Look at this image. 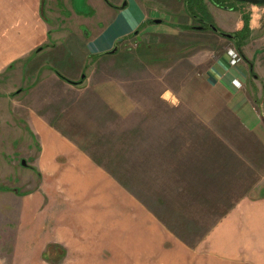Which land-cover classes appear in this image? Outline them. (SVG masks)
<instances>
[{"label": "crops", "instance_id": "0c3cea01", "mask_svg": "<svg viewBox=\"0 0 264 264\" xmlns=\"http://www.w3.org/2000/svg\"><path fill=\"white\" fill-rule=\"evenodd\" d=\"M214 1L190 16L185 0H0V139L23 130L34 142L35 184L0 191L16 203L20 264H251L239 253L264 252V5ZM205 22L233 39L194 28ZM128 42L139 48L128 72L147 85L100 76L102 55ZM164 46L193 55L162 66ZM119 123L127 146L110 139L109 165L92 146ZM113 172L142 180V198Z\"/></svg>", "mask_w": 264, "mask_h": 264}, {"label": "rangeland", "instance_id": "374dc122", "mask_svg": "<svg viewBox=\"0 0 264 264\" xmlns=\"http://www.w3.org/2000/svg\"><path fill=\"white\" fill-rule=\"evenodd\" d=\"M226 2H228V4L232 5V6H234V5H243V6L251 5V4L246 3V2H241L242 4H240L238 1H235V0H227ZM177 40L181 41V39H177ZM192 41L195 42L196 39L195 40L187 39V43H190ZM198 42H200V41L198 40ZM207 43L208 42L203 39L200 42V44L198 43L199 46L195 47V49L203 48V46H207ZM136 45L137 44H135V42H128L125 46L119 45L117 51L114 54H111L112 56L102 55L101 58H104V57L105 58L102 60V63H103L102 69L100 70V72L98 71L101 74L100 76L103 79L115 78L116 80L119 79V81H122V82H123V80L126 81L130 78L133 80L135 79L136 81H138V80L142 81L140 84H143V85L149 84L148 82H146L145 80L140 78L141 75L137 74V71H138L137 69L134 70L135 72H131L130 74L128 72V66H133L136 64V66L138 67V65H137L138 64V57L136 55L139 54V52H138L139 48H137ZM217 46L218 45H216V48H217ZM157 47H159V48H157ZM157 47L156 48L159 50H155L156 55L160 56L157 52H159L160 48L163 46H160V44H159V45H157ZM181 47H177L176 49H174V48H171V46L170 47L164 46V48L167 49V53L165 52L161 55H162V57H167L168 62H162V66L169 64V66L172 68L177 63L175 60L178 59V63L180 64L179 61H181V59H184V57L190 58L193 55V54H190L191 53L190 51L187 52V51H185L184 48H181ZM169 48H171L173 51L171 52V49H169ZM228 50L229 49L227 48L226 51H228ZM153 54H155V53H153ZM157 66H159V65H157ZM157 66H155V71H153V72L155 74H158V75L163 74L164 71L159 69ZM95 78H98V76H96ZM89 79H91V77ZM152 79H153V77H152ZM92 80L93 79H91V82H92ZM93 82H94V80H93ZM125 84H127V83H125ZM151 84H152V88H153V85L155 83L152 82ZM152 90H154V89H152ZM90 94H91V92L89 91L88 99L92 100L90 98ZM152 94L155 95V98L154 97L148 98V97L144 96L140 99L137 98V100H139L141 102L147 101L148 99L150 101H154V100L158 101L160 93L158 94L157 92L156 93L152 92ZM163 96H165V95L163 94ZM167 99H178V95L176 94V92H172V94H170V97L168 96ZM258 108L260 111V115L264 120V109L260 103L258 105ZM140 111L141 112L136 117H137V120H139L140 123H142L143 122L142 117H143L144 110L140 109ZM5 124H7L6 126H9V124L7 122ZM135 126H136V128L132 133H133V135L138 136L139 130L137 129V125H135ZM21 127L24 128L23 126H21ZM87 129L89 131L91 130L90 124L87 126ZM18 133L20 134V137L14 136V134H13L12 137H9L10 136L9 135L7 137V140H5V138L0 139V191L10 190V191H21L24 193L27 191V188L25 186V182H28L27 186H31V185L35 184V182H36L34 173L31 170H29V168L22 166V164L20 163L21 160H23L25 162V165H28V162L30 160L29 155H31L29 150H31L33 148L34 142L31 139L32 137L29 135L28 131H27V134L23 130H19ZM23 133H24V135H22ZM101 133L102 132H100V134ZM128 133H129V131H128L127 124H120V123L114 124L112 127H110L109 130L105 131L104 134H106V135H104L102 137V138H105V140H106L103 143L100 142V145L104 146L103 149L96 147L98 143L95 146H92L93 141L89 145L94 147L93 153H95V152L110 153L109 156L104 158V161H106L109 165H111V164L115 165V162L113 163V161H112V163H111V160H112L111 153L114 154L118 150H117V148L115 149L113 147L114 143L112 140H115V143L117 142V143H119V145H124L126 147L127 146V135H128ZM110 139H112V140H110ZM95 149L97 151H95ZM120 153L125 154V153H129V152L126 149V150H121ZM100 159H102V158H100ZM120 159L121 160H120V163L118 165L127 164V162L129 161V157H122ZM117 167L119 168L121 166H117ZM126 167H127V165H126ZM111 175H113L114 178L117 181H119L121 184H122V182H124V184H122V185L125 188L127 187L126 185L129 184L130 189L133 190L136 194H138L142 198V193H143V186L141 183L142 180H141V182H132L134 184L131 185V183H127V182H129L128 178H130V173L128 174L127 172H117V173L113 172ZM25 179H27V181H25ZM263 194H264V190H263ZM260 196H263V195H258V197H260ZM2 197L0 198V264H13V263L14 264H20L19 260H21V256H23L24 254L15 253L17 248H19V247L17 245L15 237H13L14 230H12V227H11V225H13L15 223V221H14L15 216L13 218L12 217L8 218V210L14 211V212L16 211V203L10 202L8 200V203H9V205H8V204H6L5 200ZM251 197H256V196H251ZM173 223H175V222H173ZM169 225H171V224L169 223ZM7 228H10L9 229L10 230V233H9L10 238H8V239L6 238ZM1 232H3V234H2L3 236L1 235ZM194 239H198V238H194ZM49 245H51V244H49ZM49 245H47L45 247V250L42 253V259L45 261L47 259L46 257L48 256V254H50V248H56L55 245H51V246H49ZM46 254H47V256H46ZM244 255L249 256L248 262H250L251 264H256L255 260L259 263L264 262V252L254 254L253 258L255 260L251 259V256L249 254L239 253L240 258L244 257ZM17 260L19 263L17 262ZM47 261H48V259H47ZM242 264H245V263H242Z\"/></svg>", "mask_w": 264, "mask_h": 264}, {"label": "trees", "instance_id": "16d2710c", "mask_svg": "<svg viewBox=\"0 0 264 264\" xmlns=\"http://www.w3.org/2000/svg\"><path fill=\"white\" fill-rule=\"evenodd\" d=\"M227 0H215L214 3L221 6V7H229L228 5V2H226ZM202 0H185V4H186V9H187V14H189L190 16H194L196 14L194 13H199V14H204V9H203V6L201 4ZM240 4H242L241 2H239ZM264 5V4H263ZM232 6V5H231ZM193 10V13L191 12V9ZM194 9L196 12H194ZM205 26H208L209 23H206L205 22ZM212 24V23H211ZM202 25V24H201ZM247 30V24H246V21H245V24L243 25V32ZM243 34V33H241ZM242 36V35H241ZM240 44H242V41L241 42H237L236 43V46L238 47L239 49V52L241 53V50H240ZM62 77V76H61ZM63 78V77H62ZM65 79V78H63ZM31 169L35 170L33 167H30ZM51 252V251H50ZM48 254V253H47ZM46 254V256H47ZM49 255V254H48ZM48 259V256L46 257Z\"/></svg>", "mask_w": 264, "mask_h": 264}, {"label": "water", "instance_id": "95a60500", "mask_svg": "<svg viewBox=\"0 0 264 264\" xmlns=\"http://www.w3.org/2000/svg\"><path fill=\"white\" fill-rule=\"evenodd\" d=\"M235 1H238V2H246V3H249V4H251V5H263V4H264V0H235ZM153 22H154V23H159V22H161V20L156 19V20H154ZM208 27H209V29H210L211 31H213L214 33H216L217 35H219V36H221V37H223V38H226V39H233V35H232V34H230V33H226V32H223V31L219 30L215 25L209 24ZM194 28L197 29V30H202V29L205 28V26H195ZM121 41H122V38H119V39L117 40V43H118V42H121ZM116 50H117V45L114 46V47H113L109 52H107V53L111 55V54H114V53L116 52ZM84 78H85V76L82 75V76H81V79L83 80ZM21 164L24 165L25 162L22 160V161H21Z\"/></svg>", "mask_w": 264, "mask_h": 264}, {"label": "built area", "instance_id": "2783aa9c", "mask_svg": "<svg viewBox=\"0 0 264 264\" xmlns=\"http://www.w3.org/2000/svg\"><path fill=\"white\" fill-rule=\"evenodd\" d=\"M228 55L230 56V61L232 64H235L239 59V55L234 50H228Z\"/></svg>", "mask_w": 264, "mask_h": 264}, {"label": "flooded vegetation", "instance_id": "af4514ba", "mask_svg": "<svg viewBox=\"0 0 264 264\" xmlns=\"http://www.w3.org/2000/svg\"><path fill=\"white\" fill-rule=\"evenodd\" d=\"M199 18H200V17H199ZM199 18H198V19L196 18V19H195V22L199 23V21H200ZM21 161H22V160H21ZM20 163H21V162H20ZM22 166H27V165L24 164V165H22ZM28 167H29V166H28Z\"/></svg>", "mask_w": 264, "mask_h": 264}]
</instances>
